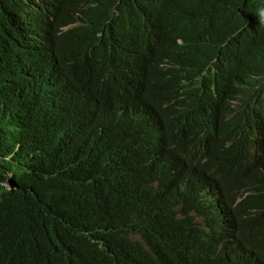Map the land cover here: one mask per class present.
Returning <instances> with one entry per match:
<instances>
[{
    "label": "trees",
    "instance_id": "obj_1",
    "mask_svg": "<svg viewBox=\"0 0 264 264\" xmlns=\"http://www.w3.org/2000/svg\"><path fill=\"white\" fill-rule=\"evenodd\" d=\"M194 1L204 33L221 42L245 24L236 0ZM78 3L89 12L103 7V0H52L51 12L10 26L0 3V264H220L228 234L236 250H254L245 254L252 264H264L262 200L219 207L186 174L163 175L156 193L142 171L138 115L114 107L100 117L75 103L80 80L63 85V69L89 38L81 27H60L74 21ZM256 33L245 53L262 74L264 30ZM105 73L104 66L89 72ZM180 92L200 96L195 87ZM61 98L67 104L56 108ZM103 146L115 150L105 154ZM201 169L212 175V158ZM205 208L209 231L196 223L204 216L190 217Z\"/></svg>",
    "mask_w": 264,
    "mask_h": 264
},
{
    "label": "clouds",
    "instance_id": "obj_2",
    "mask_svg": "<svg viewBox=\"0 0 264 264\" xmlns=\"http://www.w3.org/2000/svg\"><path fill=\"white\" fill-rule=\"evenodd\" d=\"M51 1L0 3L14 26L22 18L51 12ZM195 5L194 0H103L100 12H89L88 4L78 3L71 11L74 21L60 30L81 27L89 41L64 67L61 83L80 80L75 103H87L100 117L111 115L114 107L117 113L128 109L138 115L137 147L146 151L142 171L156 193L163 175L186 174L195 192H210L219 207L226 201L245 208L250 198L264 202V73L245 53L256 32L264 30V0H236L246 21L222 42L204 33ZM250 15L256 19L250 21ZM100 66L107 73L89 74ZM31 75L27 80L36 82ZM181 87L198 88L200 96L186 100ZM66 104L62 99L55 107ZM114 150L100 148L105 154ZM210 158L214 169L207 175L201 166ZM200 216L204 219L196 222ZM190 217L209 231L208 208L193 210ZM223 244L227 249L220 264L257 263L245 256L254 250L246 245L236 250L229 234Z\"/></svg>",
    "mask_w": 264,
    "mask_h": 264
},
{
    "label": "water",
    "instance_id": "obj_3",
    "mask_svg": "<svg viewBox=\"0 0 264 264\" xmlns=\"http://www.w3.org/2000/svg\"><path fill=\"white\" fill-rule=\"evenodd\" d=\"M10 189H12V188H10Z\"/></svg>",
    "mask_w": 264,
    "mask_h": 264
}]
</instances>
